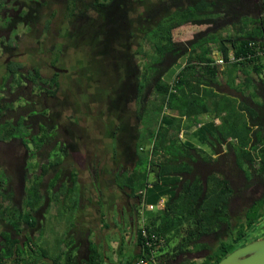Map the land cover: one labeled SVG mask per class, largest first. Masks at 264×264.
<instances>
[{
	"label": "trees",
	"instance_id": "trees-1",
	"mask_svg": "<svg viewBox=\"0 0 264 264\" xmlns=\"http://www.w3.org/2000/svg\"><path fill=\"white\" fill-rule=\"evenodd\" d=\"M66 2L68 24L57 30L54 42L45 39L39 46L37 27L31 33L34 49L47 52L48 62L66 72L53 71L51 76L43 77L36 55L32 54L27 56L31 69L26 75L19 71L24 67L22 61L0 62V66L7 67L2 73V84L19 85L22 77L28 76L33 82H47L48 95L53 97L59 91L58 75L64 77L65 88L71 87L72 80L82 93L88 92L87 86L91 91L93 80L100 81L99 88L105 87V92L97 94L98 102L92 101V105L87 97L82 98L85 109L97 107L96 116L107 126L104 130L107 139L118 135L121 152L118 146L113 153L109 151L111 161L119 164L123 159L124 163H132L130 168L116 170L113 183L128 197L139 198V202L149 191H156L154 203L160 196L165 195L166 199L157 209L142 205L143 222L133 235L135 249L125 253L120 246L116 261L96 243H89L86 254L79 249V242L71 239L55 236L49 243L43 236L45 229L37 210L42 207L45 210L55 201L59 204L58 214L70 218L79 206L81 193L79 186L74 185L78 172L71 165L63 168L68 148L73 145L55 144L58 151L52 156L46 144L52 136L50 127L41 124L40 130L32 133L26 122L31 117L30 111L12 118L7 110L14 104L1 100L0 140L18 137L27 147V137L30 138L33 149H26L29 160L37 155V165L32 168L28 160L21 167L18 177L23 183L21 199H15L10 176L0 167V264H215L250 241L246 229L253 221L248 219L246 209L256 199L264 204V194L244 209V221L239 223L231 240L221 238L233 232L228 207L240 191L239 174L246 179L242 187L250 184L251 176L264 185V57L257 54V47H264V0ZM183 22L205 28L191 38L176 40L173 30ZM49 25L50 19L46 18L44 31ZM62 46L64 55L59 56ZM213 49L220 52L224 64L229 66L230 82L239 77L240 101L212 89L222 72L221 64L215 63L211 56ZM231 54L244 58L228 61ZM249 54L252 56L247 57ZM133 88V108L117 106L120 98L130 100ZM147 100L153 102L146 105ZM79 103L74 106L79 113L67 114V109L64 114L71 125L75 121L68 117L76 120L83 114ZM103 107L110 110H102ZM166 108L178 110L184 119L165 113ZM206 113L220 118L212 130L219 141H227L228 145L227 152L215 157L179 136L181 129L197 124L199 116ZM201 132L204 133L201 141H210L206 136L211 131L201 126ZM41 154L45 160L39 159ZM92 172L90 177L94 181L95 169ZM47 173L52 174L43 182ZM205 236L217 241L213 252L200 263L189 259L187 254L192 248L208 246L203 241ZM34 254L40 260L31 263Z\"/></svg>",
	"mask_w": 264,
	"mask_h": 264
},
{
	"label": "rangeland",
	"instance_id": "rangeland-1",
	"mask_svg": "<svg viewBox=\"0 0 264 264\" xmlns=\"http://www.w3.org/2000/svg\"><path fill=\"white\" fill-rule=\"evenodd\" d=\"M43 1H44L43 2L44 5L42 6L41 12L39 15L40 23L37 24V28H36L37 30L35 31V34L37 37L41 38L43 42H45V39H47L52 43L57 36V30L58 29L59 30L64 29V27L68 24L67 19L65 17V15H66L65 14L66 13L65 5L67 2H65L66 0H43ZM70 3H71V1H70ZM45 18L50 19V25H49L48 30L45 28V31H44V28L42 25L44 24L43 21ZM193 28H195V29H193ZM204 28H205L204 25L198 26L195 24H188L186 26V28H179L177 30L178 31L177 33H176V29H175L173 37L176 40H180V39H178L180 36L181 37L186 36V38L190 37V36L192 37L195 32L203 30ZM191 29H193V31H191ZM24 48H22V49L24 50ZM74 53L77 55V52H74ZM5 58H6L5 56H0V62H3V60ZM64 70H66V69H64ZM46 71H49V70L46 69L45 72ZM44 74L46 75V73H44ZM76 74H78V73H76ZM93 82L94 83H92V86H90L91 91L89 92V87L87 86L86 88H87L88 92L86 91V92L82 93V90L79 89L80 87L78 86V84L71 80L70 81L71 87L68 86V87L64 88V93H63L64 96H62L63 97V100H62L63 108H66L70 103H72L69 105L70 108L73 107L74 106L73 102H75V103L77 102L75 99V96H76V98H78L80 100L79 104H80V107L83 111L85 108V104H84V101L82 100V98L87 97V99L90 100L91 105H92V101L97 103L98 102L97 94L105 92L103 89L105 87H101L102 89H100L99 86L101 85V82L97 81V80L96 81L93 80ZM17 85L18 84H16V83H12L10 85V87L12 89H14ZM72 85H73V87H72ZM0 88H2L1 85H0ZM102 90H103V92H102ZM26 91H27V88L22 87L18 91V94H25ZM91 92H92V95H91ZM13 97H17L13 101H11L14 104V107L17 105H20L23 108L22 107L14 108L13 111H10V114L8 113L9 116L14 118L16 115L23 113L25 108L30 110V106L29 105L27 106V103H26V100L24 99V96H20V95L17 96L15 90H13V93H7V98L13 99ZM52 101H53V99L49 97L46 100V104H50ZM148 101H151V100H147L146 105H147ZM151 102H153V101H151ZM75 106H77V105H75ZM76 109H78V108H76ZM101 109L105 110V111L110 110V108L105 109L104 107ZM42 111L44 114V111H46V109H43ZM30 113L33 114V111H30ZM98 113H99V111H97V107L91 108V109L88 108L87 113H86L88 115L82 114L80 116V122H79L80 128L78 125H75V126L71 125L72 128L75 127L74 128L75 134H79L81 136V137H79L80 139L77 138L80 141L79 140L76 141V138H74L72 134L71 135L68 134L69 137L68 136L65 137V135L63 134L66 142L72 143V145L75 147V148H73V150H70L69 155L67 157H65V163L63 164V168L68 169L69 166L71 165L75 169H77L80 183L83 186L82 194L84 196V201H85L86 205H87V201H89V199L92 198V196L95 192V189L97 187H99L101 192L103 194H105L104 201H106V203H103V200H101V203H99L101 208H103L105 206V207H109V208L114 207L115 209L121 210V208L125 207V210H126V208L128 210V207H126L124 200H127L129 198L125 197V195H123L122 191L117 186H115V184L112 181V176L114 173L113 168H114V166L116 167L117 164L113 160L111 162V156H110L109 151L113 153V150L117 149V146L119 145V137H118V135L117 136L115 135L114 137L108 138L109 140L107 139V137H105L104 130L107 128V126H106V124L103 125L102 119L96 116V115H98ZM51 115L53 116V113ZM68 118L72 122L75 121V119L73 117H68ZM29 121H30L29 124H31L30 130H32V133H33V131L36 128V118L35 117L30 118ZM135 121L136 120L134 119L133 123ZM68 127L70 128V126H68ZM33 136H35V135H33ZM14 137H15V135H14ZM27 139H29L26 143L27 147L24 146L20 142L19 139L0 140V167L10 176V183L12 185V189L14 192L15 199H18V198L21 199V194H22V189H23V183H21V181L19 182V180H18L19 174L21 173V167H23V165L25 163L28 164L29 161L32 164V166H31L32 168L37 165L36 161H35L37 159V155L35 154V158L29 160L30 157H29L28 153H26L24 150L25 148L33 149V141L28 137H27ZM107 143H108V145H107ZM47 147H49V144L47 145ZM41 150L42 149L40 148L39 151H41ZM57 151H58V149L57 148L55 149V147L53 145L50 147L49 152L51 153V155ZM118 151L121 152L120 146L118 147ZM44 157H45V155H43V154L39 155V159L45 160ZM95 161H97V163H100L101 166L105 167V170H101L99 168L100 166H98L97 168L99 170H96L97 178L93 181L91 178H88V177L90 175L89 170H90V168L93 167L92 163H94ZM123 162H124L123 159H121V161H119V163H122V164H123ZM89 163L91 166L89 165ZM130 164H132V163L126 162L124 164V167H129ZM243 166H244L243 168L245 169L246 165L244 164ZM137 167L139 170L140 166H137ZM66 169L63 172L64 174H66V172H67ZM93 170H94V168H93ZM29 173H31V171ZM51 174L52 173H49V176H51ZM151 179L152 178L150 177L149 180H151ZM74 185H76L78 187L79 181L76 180ZM134 202H136V201H134ZM249 203H250L249 198H242V196H239V195L235 196L230 201V211H231L230 212V214H231L230 219L233 223L232 224L233 232L236 231L239 223L244 221L243 211L248 206ZM156 205L157 204H155L153 206H156ZM90 208H92V209L96 208L95 204H93V206H91ZM136 210H137V213H139V214L141 213V209L139 210V208L138 209L136 208ZM246 212H247L248 219L249 220L251 219V221H253L252 224L250 225L249 229H246V231H250L251 229L257 230L258 224L263 223V218H264V204H263V202H261L260 199H256L249 207H247ZM44 214L46 215L47 211ZM66 214H67V212H66ZM139 214L138 215H132V217H133L132 221L137 222L138 224H140V222H142L141 215H139ZM39 217H40V215H39ZM61 217L63 218V216H61ZM125 220H126V218H125ZM135 228H136V226L134 223L133 231L135 230ZM125 232H126L125 229L123 227H121L120 234L122 237L124 236V234L127 233V232L126 233ZM260 232L256 233V234L260 235L261 234ZM91 233H92L91 236L93 235L92 237H94L95 236L94 233L93 232H91ZM118 237H119V235H118ZM123 238H124L123 244L126 245V248H124L125 253L133 251L135 249V247L133 245V234H130L129 238L126 235ZM127 238H128V240H130V243L128 245H127L128 241H126ZM231 238L232 237L230 235L229 236L225 235V236H223V238H221V240L227 242V241L231 240ZM105 239H106V242H107V245L109 248L108 250H106V253L108 255H110V258H112L113 260L116 261V254H115V252L113 253V251L111 249V245H112V247H114V249L117 248V245H120V243H119L120 240H117L114 242L112 240V237L110 238L109 236H107V234L105 235ZM203 241H205V243H208V246L206 248L205 247L204 248H202V247L201 248H198V247L192 248L191 252L187 254V257H189V259L194 258L195 261L200 263L201 261H203V258L208 253L213 252L215 245L217 246V241L212 236L203 237ZM101 244L104 245V242H101ZM28 252L31 254L30 251H28ZM177 258L180 259V256ZM33 260H36V258H34ZM6 264H7V262H6Z\"/></svg>",
	"mask_w": 264,
	"mask_h": 264
},
{
	"label": "flooded vegetation",
	"instance_id": "flooded-vegetation-1",
	"mask_svg": "<svg viewBox=\"0 0 264 264\" xmlns=\"http://www.w3.org/2000/svg\"><path fill=\"white\" fill-rule=\"evenodd\" d=\"M43 2H44L43 0H0V56L6 57L3 60V63H7L9 60L22 61L24 64V67L19 68L20 69L19 71H22V73L25 75L27 74V70L31 69V65H30L31 61L28 59V57H29V55L31 56L32 54L36 55L34 57H36L38 60L39 68H40L39 70H40V73L43 77L45 76L44 73H46V76H48V75L51 76L50 74H52L51 72H53V71L56 73L66 72V70H63L64 68L59 67L54 63L53 64L49 63L48 59L45 58V57H47L46 56L47 52H44V51L39 50V49H37V50L34 49V47L32 45L33 43L31 42L33 39L31 36L32 35L31 34L32 29L34 27H37V24L40 23V20H39L40 13L37 12V10L40 8V4ZM45 19H44L43 23H45ZM41 41H42V39L39 38L37 40V44L39 45ZM39 46H37V47H39ZM22 48H24V50ZM56 52H57V50H56ZM58 52H59V56L64 55L63 46L60 47V50H58ZM49 54L52 56L51 51ZM37 55H40V56H37ZM56 68H60L62 70L57 71ZM46 69H48L49 71L45 72ZM6 70H7V67L6 66L4 67V64L2 66H0V85L2 87V88H0V102H1V100H4L6 102H11L15 98H17V97H13V99L7 98V93H13V90H15L17 96H19V95L24 96V99L26 100L27 106L28 105L30 106V110L25 108L23 113H21V114H25V113L27 114L28 111H33V114L32 113L30 114L31 117L27 118V121H26L29 123L30 118H33V117L36 118V128L33 132H38L40 130L41 124H43L42 126H45V124H46L47 126L50 127L51 131H49V132H51L52 136H51V139H49V140H51V141L48 140V142L46 144L50 143L49 144L50 147L52 145L54 146L55 144L62 145L64 143H66V140L64 138L66 136L69 137V135H71V134L73 135L74 138L75 137L76 138L81 137L79 134H75V131H74L75 127L72 128L71 124L64 117V114L66 113L67 109H68L67 114H70L73 111V114L76 115L77 113H79V111H77L75 108L76 107L75 105H77L75 102H73V105L75 107L73 106L70 108L69 105L72 103H70L66 108H63V106H62V100H63L62 96H64L63 93H64V88H65L63 76L58 75L56 77V80H57L56 85L59 87V89H58L59 91L55 96L50 97L51 95L49 96L48 92H47V90H48L47 82H41L38 80H37V82H33L31 80V78H29L28 76H23L22 82L19 85H17L14 89H12L9 86V83L2 84V79H1L2 73L4 74V71H6ZM46 76H45V78H46ZM22 87L27 88L26 93L25 94H18V91ZM134 88H133V90L131 89V91H130L133 94L132 96H130L131 101L120 98V100H121L119 102L120 104L118 103L117 106L124 105L126 108L127 107L130 108V106H132V108H133L134 93H135ZM127 95H128V93L126 94V96ZM49 97L52 98L53 101L50 104H46V100ZM76 101H80V100L78 98H76ZM121 102L124 104H122ZM16 107H22V106L17 105L11 109H8L7 113L10 114V111H13L14 108H16ZM89 108L91 109V108H95V107L89 106ZM43 109H46V111H44V114L42 111ZM82 112H83V115H86L87 109L84 108V111L82 110ZM51 113H53V119L51 118ZM79 122H80V116L78 119L75 120V123L73 125L79 126L80 125ZM30 125L31 124H29V127H31ZM68 126H70V128ZM79 128H80V126H79ZM30 131L32 132V130H30ZM63 134L65 135V137ZM13 139H18V138H13ZM79 139H76V141ZM73 148H75V147L70 146L68 148V151L73 150ZM24 150L26 153H28V150L26 148ZM215 156H217V154ZM123 164H125V163L123 162ZM89 165H90V163H89ZM98 166H100L99 168L101 170H105V167L101 166L100 163H98ZM93 167H94L95 171L99 170L97 167H95V166H93ZM76 171H77V169H76ZM89 171H90V175L88 178H91L90 176H93V172H92L93 169L91 170V168H90ZM45 176L43 178V182L48 181L49 173H47ZM96 176H97V174H96ZM78 181L80 182L79 176H78ZM245 181H246V179L244 178L243 174L240 173L238 176L237 182L241 188L239 189L240 191L237 193L236 196L239 195V196H242V198H249L250 203H252L256 198L261 197L264 194V185L261 182H259V180L256 176H251L250 180H249L250 184L247 187H242L245 184L244 183ZM129 209H130V211H129L130 216L132 215V213L135 215V213L137 212L135 206H132L131 208L129 207L128 210ZM38 210L36 212L37 216H39L41 214V212L44 210V207L39 208ZM228 211H229V213L231 212L230 211V203H229ZM243 217H244V212H243ZM137 227L138 226H136V228ZM136 228H135V230H136ZM135 230H134V232H135ZM254 230L255 229H251L250 231H247V235H248L247 239L248 240H251V238L260 237V236L264 235V218H263V223L258 224L257 230H255V231ZM259 232L261 234L257 235L256 233H259ZM27 233H28V235L31 236L30 231H27ZM234 233H235V231L232 232L230 234V236L234 235ZM227 236H229V234Z\"/></svg>",
	"mask_w": 264,
	"mask_h": 264
},
{
	"label": "crops",
	"instance_id": "crops-1",
	"mask_svg": "<svg viewBox=\"0 0 264 264\" xmlns=\"http://www.w3.org/2000/svg\"><path fill=\"white\" fill-rule=\"evenodd\" d=\"M188 24H191V23L183 22L179 27L175 28L176 33L178 32L177 30L179 28H186ZM175 29L173 30V36H174ZM193 29H191V31H193ZM188 38H191V36L187 38L186 36L184 37L180 36L178 39L183 40V39H188ZM219 55H220V52L217 49H213L211 56L217 57ZM220 68L222 72L218 75V80H217L218 84L212 89L216 93H224L240 101V99L242 98V87H241V83L239 82L240 81L239 77H234L233 82H230V76L228 75L229 66L226 64H221ZM252 75L256 76L254 72H252ZM163 111L165 113H169L171 115H175V116H178L184 119V115L180 114L178 110L176 109L166 108ZM219 121H220V118L214 115L213 113L212 114H209V113L202 114L199 116V122H197V124H194L189 128L181 129L179 136L182 140H186V141L193 143L194 146L202 150L204 153L211 155L212 157H215L216 154L224 153V152H227L228 150L227 141H219L214 131L212 130L213 125L218 123ZM201 126L206 127L209 131H211L212 134L206 136V138L209 139L210 141L208 142L207 140H205V142L201 141L202 133H203L201 132ZM203 137H204V133H203ZM92 165L97 167L98 166L97 161L92 163ZM123 165L124 164L119 163L116 165V167L114 166L113 172L115 173L119 167L120 168L122 167V169L127 168V167H124ZM92 169L93 168H91V170ZM112 179H113V176H112ZM79 190L81 193L79 206H78V209L74 212V214H72V217L66 218L65 216H63L62 218L61 215L58 214V211H57L59 204L56 203L55 201H52L50 202L48 207L45 209L47 211V214L45 215L44 213L46 211L43 210L40 214V217H38V219L41 225L45 229L44 231L45 233H43L44 234L43 236L47 239L49 243H52V241H54L55 236L57 238L62 237L63 239H68V240L71 239L70 241L79 242V249L82 250V254H86L85 250L88 247L90 242L101 245L99 249L103 250L106 253V250L109 249L106 239H105L106 234L110 238L112 237V240L114 242L117 240H120L119 242L120 245H117V248L114 249V247H112L111 245V249L113 253L115 252L116 254L120 246H122V249L124 250V248H126V245L123 244L124 243L123 237L126 235L129 238L130 234L134 235L135 233L133 231L134 223H135V226H139L143 222L144 213L141 209L142 205L145 204V206L150 209H155V208L157 209L161 207L164 200L166 199V196L163 195V196H160V198L154 203L156 191H151V192L149 191L146 196H143L144 200L142 199V201L139 202V198L128 197L125 194V192L121 190L123 195L129 198L127 200H124L126 207L131 208L132 206H135L137 209L138 208L139 210L141 209L140 214L137 212L135 213V215H138V214L141 215V218H142V222L138 224L137 222L132 221L133 220L132 215L134 214L132 213L131 216L129 215L130 209L127 210L126 208L125 210V207H124V208H121V210H118V209H115L114 207L109 208L105 206L101 208L99 205V203H101V200H103V203H106V201H104L105 194L101 192L99 187L95 189V192L92 198L89 199V201H87V205L85 204V201H84V196L82 194L83 186L80 182H79ZM153 203L154 205L155 204L157 205L150 207L149 205ZM93 204H95L96 208L92 209L90 207L93 206ZM121 227H123L125 231L127 232V233L125 232L126 234H124L123 237L120 234ZM91 232L94 233L95 235L94 237H92L93 235L91 236L92 234ZM36 234L38 235V232ZM118 235L120 238L118 237ZM128 238L126 240L128 241L127 245L130 243V240H128ZM101 242H104V245H102ZM106 255L108 254L106 253ZM108 256L110 257V255ZM34 258H36V260H33L31 263H35L40 260V257L37 256L36 254L33 255V259ZM117 259L118 258L116 255V260Z\"/></svg>",
	"mask_w": 264,
	"mask_h": 264
},
{
	"label": "water",
	"instance_id": "water-1",
	"mask_svg": "<svg viewBox=\"0 0 264 264\" xmlns=\"http://www.w3.org/2000/svg\"><path fill=\"white\" fill-rule=\"evenodd\" d=\"M215 264H264V235L234 248Z\"/></svg>",
	"mask_w": 264,
	"mask_h": 264
},
{
	"label": "built area",
	"instance_id": "built-area-1",
	"mask_svg": "<svg viewBox=\"0 0 264 264\" xmlns=\"http://www.w3.org/2000/svg\"><path fill=\"white\" fill-rule=\"evenodd\" d=\"M264 42V41H263ZM257 54H259L261 57H264V47H257ZM251 57L252 54L247 55V57ZM244 56L234 57L232 54L229 56L228 61H237L243 59ZM215 63L224 64L226 61L223 59L222 55L220 54L217 57H213ZM154 204H150V207H153ZM141 263H145V261L141 260Z\"/></svg>",
	"mask_w": 264,
	"mask_h": 264
},
{
	"label": "clouds",
	"instance_id": "clouds-1",
	"mask_svg": "<svg viewBox=\"0 0 264 264\" xmlns=\"http://www.w3.org/2000/svg\"><path fill=\"white\" fill-rule=\"evenodd\" d=\"M143 211V210H142Z\"/></svg>",
	"mask_w": 264,
	"mask_h": 264
}]
</instances>
